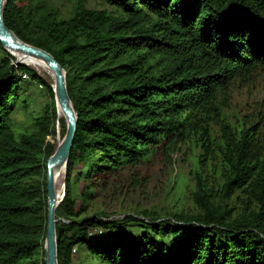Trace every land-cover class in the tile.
<instances>
[{"label": "trees", "instance_id": "1", "mask_svg": "<svg viewBox=\"0 0 264 264\" xmlns=\"http://www.w3.org/2000/svg\"><path fill=\"white\" fill-rule=\"evenodd\" d=\"M75 1L69 16L54 0H7L3 11L18 38L60 63L77 115L56 210L59 264H75L77 250L91 264H264V129L254 136L243 125L228 126L221 145V190L226 198L242 190L259 204L250 221L230 220L202 182L191 218L82 217L99 175L172 150L192 134L205 135L209 147L219 92L264 70V0H97L111 10ZM0 50V264H45L44 170L57 149L45 139L57 132L55 92L34 69L14 64L1 43ZM33 83L51 99V116L19 137L11 116ZM76 182L84 183L80 193Z\"/></svg>", "mask_w": 264, "mask_h": 264}, {"label": "rangeland", "instance_id": "2", "mask_svg": "<svg viewBox=\"0 0 264 264\" xmlns=\"http://www.w3.org/2000/svg\"><path fill=\"white\" fill-rule=\"evenodd\" d=\"M54 2L60 6L65 16H69L76 1ZM86 4L90 9H112L97 0H86ZM3 55L0 50V57ZM11 55L16 59L14 64L29 66L50 83L46 73H39ZM24 79L30 81L28 75ZM21 93V101L11 116L13 128L19 137L34 130L39 119H43L45 123L48 115L51 116L48 108L51 99L44 88L33 83ZM209 115L210 141H204L205 144L209 142L208 148L203 146L205 135L201 137L200 134H192L172 150H159L140 164L99 175L94 182V195L88 203V211L82 217L99 215L110 221L121 222L128 216L141 218L143 212H151L160 218H172L176 214L191 218L199 213L195 194L202 182L210 195V201L223 204V208L228 209L230 220L244 218L250 221L254 218L252 212L259 211V204L253 200L248 202L249 198L242 190L234 189L227 198L224 197L221 185L227 163L221 152V145L229 132L228 126L235 129L243 125L254 136L264 129V70L258 69L248 76L238 77L227 89L221 90ZM55 141L56 134L48 135L45 144L56 143ZM45 171L47 172V163L44 174ZM37 180L41 182L42 177ZM65 181L66 174L63 186ZM83 187L84 183H75L77 193ZM73 256L75 264L92 262L80 250L74 252ZM42 258L45 261V246Z\"/></svg>", "mask_w": 264, "mask_h": 264}, {"label": "water", "instance_id": "3", "mask_svg": "<svg viewBox=\"0 0 264 264\" xmlns=\"http://www.w3.org/2000/svg\"><path fill=\"white\" fill-rule=\"evenodd\" d=\"M7 0H0V43L10 52L17 50L29 57H38L46 61L56 77V99L59 101L64 112L67 130L62 144L57 147L55 153L47 161V232L45 242V264H59L57 247V189L55 186V169L60 166L67 167L77 132V115L68 94L66 73L60 63L52 54L41 48L23 42L10 30L4 21V6ZM65 197V186L62 201ZM61 201V202H62Z\"/></svg>", "mask_w": 264, "mask_h": 264}, {"label": "bare ground", "instance_id": "4", "mask_svg": "<svg viewBox=\"0 0 264 264\" xmlns=\"http://www.w3.org/2000/svg\"><path fill=\"white\" fill-rule=\"evenodd\" d=\"M10 53L13 54L14 56H16L19 61L25 62L28 65L35 68L39 73H41V74L46 73L48 75V77L50 78V85H51L53 91L56 92L55 73L50 69V67L48 66L46 61H44L43 59H40L38 57H29V56L25 55L24 53L17 51V50H10ZM55 101H56L57 118H58V122H57V126H56L57 127L56 144H57V147H59L65 138L66 130H67V123L65 121L64 112L62 110V107H61L59 101L56 99V93H55ZM62 120H64L66 123V130H64L62 127ZM65 174H66L65 166H60V167L55 169L54 182H55V186L57 189V195H58L57 207L60 205V203L62 201V195L64 192L63 180H64Z\"/></svg>", "mask_w": 264, "mask_h": 264}, {"label": "built area", "instance_id": "5", "mask_svg": "<svg viewBox=\"0 0 264 264\" xmlns=\"http://www.w3.org/2000/svg\"><path fill=\"white\" fill-rule=\"evenodd\" d=\"M24 76H26V75H24Z\"/></svg>", "mask_w": 264, "mask_h": 264}]
</instances>
